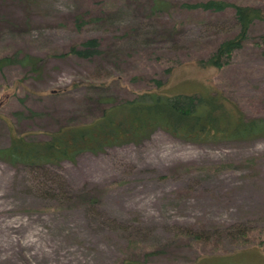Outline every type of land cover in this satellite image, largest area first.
I'll use <instances>...</instances> for the list:
<instances>
[{
    "label": "rangeland",
    "instance_id": "374dc122",
    "mask_svg": "<svg viewBox=\"0 0 264 264\" xmlns=\"http://www.w3.org/2000/svg\"><path fill=\"white\" fill-rule=\"evenodd\" d=\"M151 1L0 0V57L28 60L0 68V147L11 126L43 138L94 111L92 93L71 84L92 79L96 68L108 73L115 97L160 78L164 92L209 87L247 116L264 115V25L255 22L220 69L200 68L195 61L233 33L231 14L151 13ZM229 1L264 9V0ZM87 38L98 53L65 54ZM232 228L246 229L244 244L225 235ZM127 260L264 264V134L193 143L155 129L137 144L45 168L0 159V264Z\"/></svg>",
    "mask_w": 264,
    "mask_h": 264
},
{
    "label": "trees",
    "instance_id": "16d2710c",
    "mask_svg": "<svg viewBox=\"0 0 264 264\" xmlns=\"http://www.w3.org/2000/svg\"><path fill=\"white\" fill-rule=\"evenodd\" d=\"M150 12L165 9L200 11L211 14L228 12L234 22V31L222 38L204 58L195 61L200 68L220 69L228 63L231 54L242 47L250 27L255 22L264 25V9L260 6L236 3L229 0H152ZM98 42L87 38L78 46H71L65 54L86 58L98 53ZM26 56L0 57V68L12 63H23ZM87 79L71 86L84 85L92 93L96 109L72 116L54 129L42 131L43 138H36V131H18L9 127V141L0 147V159L9 164L32 168H45L61 160H73L82 152L98 153L107 147L137 144L161 129L175 138L193 143L219 140H247L264 134V115L247 116L231 100L209 87L202 91H162L160 78H151L153 88L134 91L125 97H115L110 88L107 72L96 68ZM169 70V68H168ZM165 69V71H168ZM106 79V80H104ZM61 89L49 90L57 93ZM86 95V93H85ZM18 115L19 112H13ZM245 228L224 231L232 242L245 243ZM196 239L200 235H194ZM251 248L257 249L256 245ZM118 264H136L127 260Z\"/></svg>",
    "mask_w": 264,
    "mask_h": 264
},
{
    "label": "bare ground",
    "instance_id": "6f19581e",
    "mask_svg": "<svg viewBox=\"0 0 264 264\" xmlns=\"http://www.w3.org/2000/svg\"><path fill=\"white\" fill-rule=\"evenodd\" d=\"M1 247H2V245H1ZM3 247H5V245H4V244H3ZM3 247H2V248H3Z\"/></svg>",
    "mask_w": 264,
    "mask_h": 264
}]
</instances>
